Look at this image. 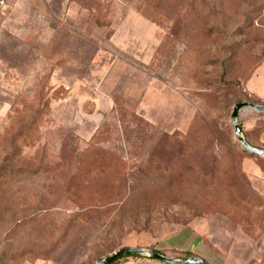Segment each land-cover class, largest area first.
I'll return each instance as SVG.
<instances>
[{"label": "rangeland", "instance_id": "obj_1", "mask_svg": "<svg viewBox=\"0 0 264 264\" xmlns=\"http://www.w3.org/2000/svg\"><path fill=\"white\" fill-rule=\"evenodd\" d=\"M263 59L264 0H11L0 264H95L122 248L264 264V157L231 121ZM240 113L264 148V115ZM148 260L165 264H120Z\"/></svg>", "mask_w": 264, "mask_h": 264}, {"label": "water", "instance_id": "obj_2", "mask_svg": "<svg viewBox=\"0 0 264 264\" xmlns=\"http://www.w3.org/2000/svg\"><path fill=\"white\" fill-rule=\"evenodd\" d=\"M245 108L255 110L259 112L260 114L264 115V105L263 104L247 102V101L236 103L231 113V121L234 125L235 135L237 136L240 144L243 146L245 150H247L251 154L264 157V148H258V147L251 145L242 134V127L238 123V117H239L240 111ZM128 255L147 256V257L161 261L166 264H208L202 258H180L178 259V258L166 256L155 250L146 249V248H122V249L115 251L111 255L107 256L106 258L100 260L99 262L95 264H112L113 261L116 260L117 258L122 257V256H128Z\"/></svg>", "mask_w": 264, "mask_h": 264}, {"label": "crops", "instance_id": "obj_3", "mask_svg": "<svg viewBox=\"0 0 264 264\" xmlns=\"http://www.w3.org/2000/svg\"><path fill=\"white\" fill-rule=\"evenodd\" d=\"M8 8H9V5H8L7 9ZM244 87H245L246 91L249 93V96L252 97V100H246L247 102L260 103V104L264 105V59L258 65V67L254 70L251 77L244 83ZM259 140L261 143L263 142V144H264V133L260 136ZM199 247H200V245L198 243V238L192 239L189 249H192V248H198L199 249ZM201 258L204 259L205 257L204 258L201 257ZM204 260L208 264H210L207 259H204ZM149 261L150 260H148V262H143V263L144 264H153Z\"/></svg>", "mask_w": 264, "mask_h": 264}, {"label": "trees", "instance_id": "obj_4", "mask_svg": "<svg viewBox=\"0 0 264 264\" xmlns=\"http://www.w3.org/2000/svg\"><path fill=\"white\" fill-rule=\"evenodd\" d=\"M94 140H92V141H94ZM80 212L82 213L81 217L84 219H91V218L97 219L101 216V213L98 210H94L93 206H89V205H82ZM129 257L138 258V257H142V256L141 255L122 256V257H119L116 260H114L112 264H120L123 259L129 258ZM148 258L152 259L150 257H148Z\"/></svg>", "mask_w": 264, "mask_h": 264}, {"label": "built area", "instance_id": "obj_5", "mask_svg": "<svg viewBox=\"0 0 264 264\" xmlns=\"http://www.w3.org/2000/svg\"><path fill=\"white\" fill-rule=\"evenodd\" d=\"M11 0H0V15H3Z\"/></svg>", "mask_w": 264, "mask_h": 264}]
</instances>
